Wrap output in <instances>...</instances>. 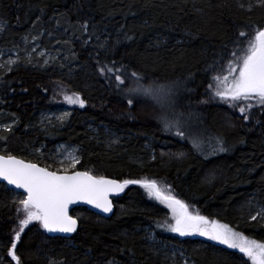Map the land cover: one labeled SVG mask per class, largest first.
<instances>
[{
	"label": "trees",
	"instance_id": "16d2710c",
	"mask_svg": "<svg viewBox=\"0 0 264 264\" xmlns=\"http://www.w3.org/2000/svg\"><path fill=\"white\" fill-rule=\"evenodd\" d=\"M85 21L91 37L80 29ZM0 22L7 26L0 33V63L9 56L17 61L11 71L0 69L3 153L56 169L55 150L69 145L79 149L77 170L121 181L156 179L191 211L264 242V224L249 219V201L255 198L251 214L255 201L264 203V112L254 108L244 121L218 100L200 103L208 99L204 69L232 48L245 25H264V7L248 12L237 0H0ZM97 61L109 67L115 62L127 77L124 89L133 86L132 71L164 85L180 81L175 111L183 113L186 130L213 141L221 137L227 151L201 154L163 131L160 109L149 100L130 109L125 91L114 77L99 74ZM61 89L79 92L87 103L72 109L63 124L53 119L52 127L41 121L63 109ZM19 198L0 183V256L17 227L13 200ZM71 214L79 227L68 238L49 236L37 223L25 229L18 244L23 264H182L178 254L161 249L163 243L190 264L247 260L238 250L157 228L170 212L139 185L124 189L110 218L83 208Z\"/></svg>",
	"mask_w": 264,
	"mask_h": 264
},
{
	"label": "snow or ice",
	"instance_id": "6c2138e0",
	"mask_svg": "<svg viewBox=\"0 0 264 264\" xmlns=\"http://www.w3.org/2000/svg\"><path fill=\"white\" fill-rule=\"evenodd\" d=\"M237 6L251 12L254 7H264V0H256L255 4L249 2L247 6L243 0H237ZM88 28L87 21L80 24L82 32L91 37L93 34L88 33ZM6 30V24L0 22V33ZM96 39L99 40V37ZM100 47L104 45L101 44ZM16 62L9 56L6 63H0V69L7 67V70L11 71L12 65ZM44 64L47 65L48 60H45ZM97 65V71L101 76H107L109 80L114 77L117 89L125 91L130 109L142 100H149L156 105L160 109L157 120L163 131L172 133L181 140H188L192 148L201 154L209 150L212 154L227 151L221 137H216L213 141V138L205 137L202 131L186 130L187 121L182 119L183 113L175 111L180 81L164 85L157 79H149L146 75L132 71L130 76L133 86L124 89L122 86L127 84V77L122 76L121 69L115 68V62L113 67L101 64L100 61H97ZM204 71L209 77L206 87L208 99L201 100L200 103L207 104L209 100H218L229 108L238 110L244 121L250 119L254 108L264 112V25H245L232 41V48L217 57ZM185 91L188 89L185 88ZM59 94L69 105H77L80 108L86 106L87 102L79 92L69 94L61 89ZM70 114L64 112L55 117V120L63 124ZM44 120L52 127H56L52 118L44 117L41 122ZM3 127L4 130L11 131L9 125ZM0 140L6 141L7 137H0ZM35 151L43 155L40 149ZM78 151L79 149L69 145L61 146V150L56 153L59 157L56 162L61 167L56 169H52L50 165L41 166L39 163L18 158L6 151L0 154V181L6 182L5 190H22L18 201L13 200V203L17 204V227L13 229V234L7 241L5 255L0 256V264H3L5 257L10 258L8 264H23L21 256L18 255V244L25 229L33 222L46 233L69 235L76 233L79 217L71 214L73 205L84 203L99 212L112 213L113 201L110 197L123 192L129 185H139L150 199L169 210L170 215L163 222H156L157 228L181 237L192 235L206 237L210 241L225 245L228 249L238 250L243 254L241 259L247 257L244 264L248 261H251V264H264V242L249 238L228 224L210 220L199 211H191L187 203L172 193L170 185L161 184L156 179L121 181L97 175L90 169L77 170V165L81 163L80 157L76 154ZM176 155L182 158L185 154L181 152ZM152 158L155 159V156ZM254 200L253 197L249 201V219L264 224V203L255 201L256 210L251 214ZM49 264H55V261H50ZM107 264L115 262L110 260ZM182 264L190 262L184 260Z\"/></svg>",
	"mask_w": 264,
	"mask_h": 264
},
{
	"label": "rangeland",
	"instance_id": "374dc122",
	"mask_svg": "<svg viewBox=\"0 0 264 264\" xmlns=\"http://www.w3.org/2000/svg\"><path fill=\"white\" fill-rule=\"evenodd\" d=\"M37 54L39 55V56H43V52L42 51H37ZM62 102H63V104H64V107H63V109H60V110H58L55 114H52L51 116H50V118H52V119H54L55 120V117H57V116H60V115H62L64 112H69V113H71V111H72V109H74V108H78V109H81L79 106H77V105H69V104H67L64 100H63V96H62ZM70 116V115H69ZM68 116V117H69ZM68 117H66L65 118V120H67V118ZM61 150V146L60 147H58L56 150H55V158H56V161L59 159V157H57V155H56V153L58 152V151H60ZM3 153V149L2 150H0V154H2ZM57 163V162H56ZM59 164V163H58ZM60 165V164H59ZM168 210V209H167ZM169 211V210H168ZM33 223H36V222H33ZM173 234H175V233H173ZM175 235H177L178 236V234H175ZM193 237H198V238H203V239H205V240H207V241H209V242H212V243H214V244H216V245H219V246H225V245H221V244H219L218 242H215V241H210V240H208L206 237H201V236H199V235H192ZM181 237V236H180ZM186 237H189V236H186ZM162 244V243H161ZM166 245L167 244H165L164 245V243H163V245H159L160 247H161V249L162 250H165L166 252H167V254L168 255H170V257H175L177 254L179 255V258L182 260V262L184 261V260H186V257H184V255L182 254V253H180V250L178 251L176 248H174L173 247V245H170V244H168L167 246L168 247H170V248H167L166 247ZM243 255V254H242ZM246 259H247V257H245ZM249 263L251 264V261H249Z\"/></svg>",
	"mask_w": 264,
	"mask_h": 264
},
{
	"label": "water",
	"instance_id": "95a60500",
	"mask_svg": "<svg viewBox=\"0 0 264 264\" xmlns=\"http://www.w3.org/2000/svg\"><path fill=\"white\" fill-rule=\"evenodd\" d=\"M0 183L3 184V185L6 184V182H2V181H0ZM8 187L11 188L12 186H8ZM12 191L14 193H16V194H20L22 192V190H18V189H13ZM121 195H122V192L119 193L118 195L114 194L112 197H110L112 199V201H113V211H114V201ZM80 208L87 209V210L91 211L92 213H94L95 215L101 216L103 218H110V216L113 214V211H112V213H108V214L99 212V210L93 209L90 205H86L84 203H79L77 205H73L71 207V211L74 210V209H80ZM46 234L49 235V236H60V237L68 238L71 235H73L74 233L70 234V235L69 234H60V233H46Z\"/></svg>",
	"mask_w": 264,
	"mask_h": 264
}]
</instances>
